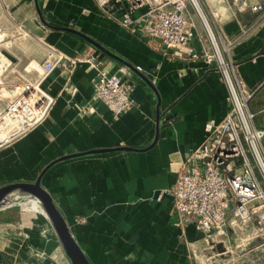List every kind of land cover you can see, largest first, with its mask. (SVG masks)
Wrapping results in <instances>:
<instances>
[{
    "label": "crops",
    "instance_id": "crops-1",
    "mask_svg": "<svg viewBox=\"0 0 264 264\" xmlns=\"http://www.w3.org/2000/svg\"><path fill=\"white\" fill-rule=\"evenodd\" d=\"M199 4L212 35L189 6L196 24L190 50L216 55V45L237 77L254 88L264 78V20L259 22L255 14L235 16L222 0H199ZM0 27L6 36L0 47L4 58L28 79L38 78L35 71L26 74V69L41 72L50 46L70 58L102 61L109 73L125 67L123 80L131 85L134 100L133 108L118 117L101 103L95 104V112L84 114L83 106L92 104L96 70L86 63L71 76L56 69L42 83L56 100L49 119L0 148V187L35 182L49 165L66 156L132 148L135 151L57 163L42 185L91 264H194L191 244L199 251L206 242L191 226L184 231L174 227L168 191L177 179L176 166L205 140L207 123L220 120L230 108L217 60L208 65L204 60L171 59L160 42L123 28L96 0H0ZM72 31L94 40L132 68ZM235 40L228 47L227 42ZM4 80L12 84L17 78L0 77V83ZM262 105L263 96H258L251 110L258 113ZM5 106L0 102V110ZM159 118L160 138L153 145ZM259 124L264 127L263 121ZM17 207L0 212V242L6 239L10 244L0 245V264L7 260L20 264L16 251L44 257L46 264H70L46 218L31 208L29 212ZM231 240L233 255L221 260L237 255L236 264H264V244L239 245L232 233Z\"/></svg>",
    "mask_w": 264,
    "mask_h": 264
},
{
    "label": "built area",
    "instance_id": "built-area-1",
    "mask_svg": "<svg viewBox=\"0 0 264 264\" xmlns=\"http://www.w3.org/2000/svg\"><path fill=\"white\" fill-rule=\"evenodd\" d=\"M100 8L115 17L117 22L133 34L160 42L171 59L204 60L211 65L217 60L229 90L230 108L220 120L206 125V138L189 157L177 167L175 185L168 191L173 200L171 217L174 227L184 231L193 227L203 236L206 247L198 250L191 244L195 257L207 251L215 257L232 254L231 233L239 245H246L264 236V78L249 88L237 77L232 63H226L215 45L216 55L206 51H191L196 24L189 15V0H96ZM206 27L209 25L198 0H190ZM235 16L255 14L264 20V0H222ZM218 17V14H214ZM28 36L21 26L16 28ZM251 31V30H250ZM247 31L243 33L245 36ZM210 34L212 35L211 31ZM6 36L0 27V47ZM238 42H227L228 47ZM41 72L36 80L20 73L17 65L7 61L0 50V77L15 76V83H0V148L9 146L33 132L50 117L56 104L42 83L56 69L66 70L70 76L81 64L96 70L93 80L92 104L83 106V113L95 112V104L105 105L116 117L134 106L132 87L124 82L125 67L116 73L103 69V62L82 57L70 58L48 46ZM12 75V76H10ZM263 96L258 113L251 105ZM85 223V219L80 220ZM253 224V226H252ZM245 236V238H244ZM237 242V241H236ZM221 246V250L218 248ZM222 261V260H221ZM214 264H225L223 262Z\"/></svg>",
    "mask_w": 264,
    "mask_h": 264
},
{
    "label": "water",
    "instance_id": "water-1",
    "mask_svg": "<svg viewBox=\"0 0 264 264\" xmlns=\"http://www.w3.org/2000/svg\"><path fill=\"white\" fill-rule=\"evenodd\" d=\"M73 33L79 35L88 43L92 44L98 50L108 54L119 62L131 67L130 64L120 59L119 57L113 55L108 50H106L102 45L98 44L94 40L83 36L77 32ZM132 68V67H131ZM160 138V118L158 119V128L155 145ZM135 151L132 148H120V149H108V150H94L85 154L70 155L58 159L53 164L49 165L38 177L35 182L32 183H13L0 187V212L14 206H22L23 204H30L44 215L46 220L49 222L55 237L61 246L65 256L67 257L70 264H91L87 255L75 239L71 228L65 219L59 206L54 201L51 193L43 187L42 180L47 173V171L53 167L55 164L71 160L74 158H79L88 155H98L113 152H130ZM221 250V246H218Z\"/></svg>",
    "mask_w": 264,
    "mask_h": 264
},
{
    "label": "rangeland",
    "instance_id": "rangeland-1",
    "mask_svg": "<svg viewBox=\"0 0 264 264\" xmlns=\"http://www.w3.org/2000/svg\"><path fill=\"white\" fill-rule=\"evenodd\" d=\"M198 2H199V0H198ZM188 3H189V6L191 7V8H194V6H193V3L189 0L188 1ZM196 12V14H197V16L200 18V20H202L201 19V17L199 16V14L197 13V11H195ZM259 119L260 120H263L264 119V117L263 116H260L259 117ZM15 210V208H8V209H6V210H3V211H1V214L2 213H4V212H13L12 210ZM16 210H18V211H21V210H28L29 212H32V210L29 208V207H26V206H18L17 207V209ZM24 212V211H23ZM22 212V213H23ZM18 213V212H17ZM38 214V213H37ZM10 222H12V221H9L8 223H10ZM86 223V222H85ZM244 238H245V236H244ZM237 241V243L239 242L238 240H236ZM254 242H257V243H259V244H264V236L263 237H259V238H257V239H254L253 240ZM3 243H1L0 242V245H2V244H9V242L8 241H6V239L4 240V241H2ZM58 242V241H57ZM236 243V242H235ZM17 244V243H16ZM246 244H250V241L248 242V243H246ZM10 245V244H9ZM215 254H213L212 252H210V251H207V252H205V253H202V254H199L197 257H196V259H194V264H214L215 262H220L221 261V258H219V257H215L214 256ZM233 255V254H232ZM15 258L17 257L18 258V262H20V264H46V262H45V260H44V257H37V255H35V256H32V255H27L26 253H18V251H16L15 252ZM236 257L234 258H228V259H224V260H222L225 264H236V262H238L237 260H240L238 257H237V255H235ZM34 258H35V260H34ZM4 264H9V262H8V260L7 261H5V262H3Z\"/></svg>",
    "mask_w": 264,
    "mask_h": 264
},
{
    "label": "bare ground",
    "instance_id": "bare-ground-1",
    "mask_svg": "<svg viewBox=\"0 0 264 264\" xmlns=\"http://www.w3.org/2000/svg\"><path fill=\"white\" fill-rule=\"evenodd\" d=\"M22 206H27V207H29V208H31V209H33V210H36L37 212L41 213L39 209H37L36 207H34V206L30 205V204H23ZM41 214H42V213H41ZM42 215H43V214H42ZM43 216H44V215H43Z\"/></svg>",
    "mask_w": 264,
    "mask_h": 264
}]
</instances>
